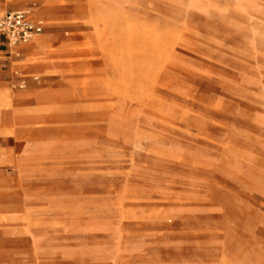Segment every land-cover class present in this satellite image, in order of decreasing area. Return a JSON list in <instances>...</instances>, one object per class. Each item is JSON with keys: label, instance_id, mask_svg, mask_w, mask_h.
<instances>
[{"label": "rangeland", "instance_id": "rangeland-1", "mask_svg": "<svg viewBox=\"0 0 264 264\" xmlns=\"http://www.w3.org/2000/svg\"><path fill=\"white\" fill-rule=\"evenodd\" d=\"M52 1L57 13L36 15L42 0H0V17L27 10L45 21L33 38L46 37L53 54L37 65L34 52L18 56L0 38V91L22 117L20 126L0 127V176L8 180L0 210L22 218L37 211L43 220L35 239L3 233L10 225L0 222V264H79L62 254L116 253L120 230L123 264H264V0L210 16L190 0ZM99 8L111 10L108 22ZM134 25L168 35L169 51H196L170 57L164 80L232 103L218 117L226 129L213 136L237 151L192 149L191 158L212 163L200 172L169 160V137L145 133L136 152L102 143L116 129L106 100L117 97L122 72L98 34L109 50L111 35ZM14 128L19 140L7 133ZM85 208L86 226L71 231L67 221Z\"/></svg>", "mask_w": 264, "mask_h": 264}, {"label": "bare ground", "instance_id": "bare-ground-1", "mask_svg": "<svg viewBox=\"0 0 264 264\" xmlns=\"http://www.w3.org/2000/svg\"><path fill=\"white\" fill-rule=\"evenodd\" d=\"M104 1L96 0L94 2L95 6H99L100 2L104 3ZM190 1L198 7L197 9H201L204 16H210L211 11L221 14L243 12L248 6L247 3L258 0ZM42 3L43 6L35 12L36 15L55 14L58 12L52 0H42ZM99 11L102 14V21L108 22L109 17L112 15L111 10L99 8ZM98 36L101 41L100 45L104 48L105 53L110 55L109 57L113 60V64L122 72L121 82L115 86L117 97L106 100L108 102L107 107L117 112L116 129L109 133L106 132L104 135L102 134L100 136L103 138L102 143L111 144L119 152H122L121 148L123 147H131L136 152L138 148L135 146V142L137 143L138 138L145 135V133L151 137L161 139L169 137V146L173 149V154L169 155V160L184 164L190 167L192 171L200 172L205 170V167H210V165L206 164L209 162L203 163V160L199 157L191 158L193 157L192 149L202 150L210 147L214 150L225 149L229 151L233 149L237 151L232 146L234 141L220 145L213 136L218 130L226 129L224 123L218 117L225 112L224 109L229 111L228 108L232 107V103L222 106L213 100H205L195 90H188V88L182 87L177 82H166L164 80L167 78L166 73L169 69L170 57L179 56L186 51H189L188 53H196L195 50L188 49V46L182 45L179 49L173 48L169 51L168 35L159 34L152 27L142 30L141 25H134L129 31L117 36L112 34L111 40L113 41L111 42L113 46L116 45L113 49L108 50L104 46V34L99 33ZM8 49L9 52H13L18 56L21 55V50L34 52L35 61L33 63L37 65L51 63L53 58L47 38L44 36L31 38L26 42L15 45L8 44ZM34 94H36L37 99L41 98V94L38 92ZM168 108L169 113L167 112ZM33 114L36 115L35 112ZM21 118V115L12 107L11 94L0 91V127L5 125V123H14L15 126H20ZM206 124L208 125L207 127H205ZM9 131L7 133L13 134L14 138L19 140V132L16 128ZM9 142L12 141L9 139ZM188 177L192 178L189 175ZM193 178L198 179V176H193ZM7 181L6 175L0 176V184H3L2 186ZM196 181L192 182L196 183ZM0 214L3 215L0 216V222L4 221L7 225H10L3 231V233L8 235H22L27 238L30 236L35 239L37 237L32 233L39 230L43 225V220L38 218L39 212L37 211L29 212L26 218L17 216L9 208L0 210ZM86 214H88L86 208L77 210L75 214L72 213L71 220L67 221V223H71L69 225L71 231L78 230L77 226H86L83 225L87 223L84 220ZM25 224L27 228L24 226ZM58 226L60 225H56V227ZM79 230L89 232V229L80 228ZM123 235L120 230L118 242H121L117 247L116 253L102 252L99 253L98 258H92L89 255L90 253L85 254V252L80 254V256H75L74 250L71 249L73 253L70 250L66 251L62 254V258L74 260L76 263L79 262V264H90L91 262L94 264H123L126 262L124 253L127 251ZM83 237H86V235ZM71 238L72 243L76 241L77 237L73 235ZM240 264H248V262Z\"/></svg>", "mask_w": 264, "mask_h": 264}, {"label": "built area", "instance_id": "built-area-1", "mask_svg": "<svg viewBox=\"0 0 264 264\" xmlns=\"http://www.w3.org/2000/svg\"><path fill=\"white\" fill-rule=\"evenodd\" d=\"M43 19H34L27 10L8 11L0 17V38L8 44L26 42L45 30Z\"/></svg>", "mask_w": 264, "mask_h": 264}, {"label": "crops", "instance_id": "crops-1", "mask_svg": "<svg viewBox=\"0 0 264 264\" xmlns=\"http://www.w3.org/2000/svg\"><path fill=\"white\" fill-rule=\"evenodd\" d=\"M4 43V42H3ZM4 45V44H3ZM5 51L3 49H0V53H4ZM1 80H4L1 78Z\"/></svg>", "mask_w": 264, "mask_h": 264}]
</instances>
